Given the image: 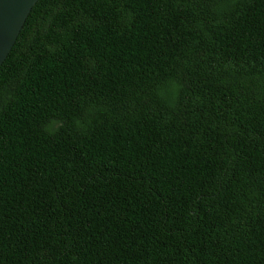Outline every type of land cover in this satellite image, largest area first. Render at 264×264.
<instances>
[{
    "label": "trees",
    "instance_id": "16d2710c",
    "mask_svg": "<svg viewBox=\"0 0 264 264\" xmlns=\"http://www.w3.org/2000/svg\"><path fill=\"white\" fill-rule=\"evenodd\" d=\"M0 264H264V0H37L0 64Z\"/></svg>",
    "mask_w": 264,
    "mask_h": 264
},
{
    "label": "water",
    "instance_id": "95a60500",
    "mask_svg": "<svg viewBox=\"0 0 264 264\" xmlns=\"http://www.w3.org/2000/svg\"><path fill=\"white\" fill-rule=\"evenodd\" d=\"M37 0H0V64L10 51Z\"/></svg>",
    "mask_w": 264,
    "mask_h": 264
}]
</instances>
